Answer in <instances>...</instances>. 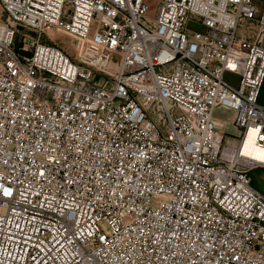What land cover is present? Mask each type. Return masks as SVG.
<instances>
[{"label": "built area", "instance_id": "2783aa9c", "mask_svg": "<svg viewBox=\"0 0 264 264\" xmlns=\"http://www.w3.org/2000/svg\"><path fill=\"white\" fill-rule=\"evenodd\" d=\"M263 88L264 0H0V264H264Z\"/></svg>", "mask_w": 264, "mask_h": 264}, {"label": "bare ground", "instance_id": "6f19581e", "mask_svg": "<svg viewBox=\"0 0 264 264\" xmlns=\"http://www.w3.org/2000/svg\"><path fill=\"white\" fill-rule=\"evenodd\" d=\"M50 34H51V36L53 37L54 40H56L57 42L63 44L64 46L66 45L70 50L71 49L74 50L75 53L77 52V54H79V56L81 55V57L83 59L86 58L85 60H87V61H88V59H87L88 57L89 58H91L92 56L95 57V55L98 53L97 49H95L94 47L87 46L86 44L82 45V46H78V48H77L69 39H67V41L66 40L62 41L65 38V36L60 34V33H58V32L57 33L50 32ZM72 50H71V52H72ZM96 59H97V57H96ZM107 63H108L109 68L112 67V66H115V68H116V65L111 60V57L107 58ZM246 152H248V154L250 156H252V157H254L256 159H264V158H262V157H264V150L259 148L258 146H256L252 142V140H249V142L247 144V147H246Z\"/></svg>", "mask_w": 264, "mask_h": 264}, {"label": "rangeland", "instance_id": "374dc122", "mask_svg": "<svg viewBox=\"0 0 264 264\" xmlns=\"http://www.w3.org/2000/svg\"><path fill=\"white\" fill-rule=\"evenodd\" d=\"M189 27L191 28V29H195V25L194 24H189ZM67 41V39H63L62 41ZM56 43V42H55ZM59 43V42H58ZM59 44H61V43H59ZM74 44V43H73ZM61 45H63V44H61ZM64 46V45H63ZM66 49H67V51L71 54V55H73L74 56V59H75V57L77 58V61L78 62H80V63H82V64H87V65H91V66H95L96 68H105L104 70H105V72H106V74L108 73V68H109V66H108V63H107V58L108 57H111L109 54H107V53H101L100 51H98V53L95 55V57H91V58H87L88 59V61L87 60H85L86 58H82L81 57V55L79 56V54H77V52L75 53V51L74 50H72V52H71V50L65 45L64 46ZM96 57H97V59H96ZM100 57V58H99ZM99 58V59H98ZM90 59V60H89ZM85 60V61H84ZM105 60V61H104ZM111 60H112V57H111ZM96 61V62H95ZM116 64V63H115ZM97 65V66H96ZM117 65V64H116ZM117 69H118V66H117ZM114 71H115V69H114ZM112 73V72H111ZM110 75V74H109ZM101 77H107L106 75H102ZM227 80H229V81H236V80H233V78L232 77H230V76H227ZM260 103L262 104V105H264V88H263V90H262V93H261V97H260ZM218 120H219V122L220 123H222L223 125H225V126H228V122L230 121V117L229 116H227L226 115V113H224L223 111H221L220 113H218ZM229 133H231V132H229Z\"/></svg>", "mask_w": 264, "mask_h": 264}, {"label": "crops", "instance_id": "0c3cea01", "mask_svg": "<svg viewBox=\"0 0 264 264\" xmlns=\"http://www.w3.org/2000/svg\"><path fill=\"white\" fill-rule=\"evenodd\" d=\"M221 111H223L224 113H226L227 116L230 117L228 126L223 125L218 120V113H220ZM235 120H236V114L232 112L231 110H228L226 108H219L215 112V116H214L215 125L217 129L220 132L224 133L225 135L232 136V137L238 136L239 133L235 127ZM252 185L257 191L264 194V169H259L252 173Z\"/></svg>", "mask_w": 264, "mask_h": 264}, {"label": "snow or ice", "instance_id": "6c2138e0", "mask_svg": "<svg viewBox=\"0 0 264 264\" xmlns=\"http://www.w3.org/2000/svg\"><path fill=\"white\" fill-rule=\"evenodd\" d=\"M230 67H232V65H230ZM264 158V157H262ZM4 195H10V191L8 189H4Z\"/></svg>", "mask_w": 264, "mask_h": 264}]
</instances>
